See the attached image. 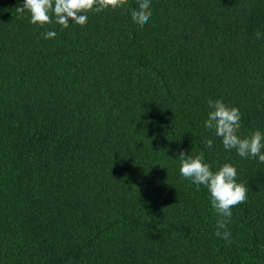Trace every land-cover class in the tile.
Masks as SVG:
<instances>
[{
	"label": "trees",
	"instance_id": "obj_1",
	"mask_svg": "<svg viewBox=\"0 0 264 264\" xmlns=\"http://www.w3.org/2000/svg\"><path fill=\"white\" fill-rule=\"evenodd\" d=\"M22 5L0 0V264H264V163L204 127L220 99L264 132V0H151L143 26L128 0L66 29ZM182 150L248 186L233 243Z\"/></svg>",
	"mask_w": 264,
	"mask_h": 264
},
{
	"label": "clouds",
	"instance_id": "obj_2",
	"mask_svg": "<svg viewBox=\"0 0 264 264\" xmlns=\"http://www.w3.org/2000/svg\"><path fill=\"white\" fill-rule=\"evenodd\" d=\"M127 2L128 0H23V5L16 7V12L20 16L27 12L30 23L41 27L53 23L54 16L55 23L66 29L69 21L85 25L89 12H100L108 8L115 10L124 7ZM137 4L138 7L131 11V19L143 26L152 16L151 0H137ZM255 35L260 38L262 33L257 31ZM55 36V31L44 33L45 39ZM208 107L204 127L221 139L224 149L235 150L241 158H256L264 163V132L255 130L249 136L241 137V113L237 107L229 106L220 99L209 100ZM205 144L210 148L213 141L207 139ZM178 159L179 174L196 185L197 191L201 186L207 189L211 208L218 217L214 235L229 244L233 243L228 224L232 220V209L247 202L248 186L237 182V170L230 163H224L213 171L203 154H185L183 150L179 152Z\"/></svg>",
	"mask_w": 264,
	"mask_h": 264
}]
</instances>
